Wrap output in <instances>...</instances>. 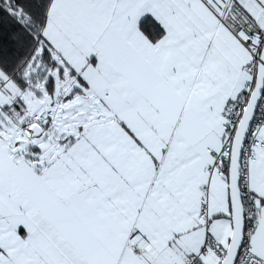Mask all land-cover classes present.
<instances>
[{"label":"snow or ice","instance_id":"snow-or-ice-1","mask_svg":"<svg viewBox=\"0 0 264 264\" xmlns=\"http://www.w3.org/2000/svg\"><path fill=\"white\" fill-rule=\"evenodd\" d=\"M0 264H264V0H0Z\"/></svg>","mask_w":264,"mask_h":264}]
</instances>
